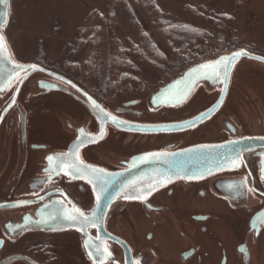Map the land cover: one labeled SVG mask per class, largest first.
Segmentation results:
<instances>
[{"label": "flooded vegetation", "instance_id": "flooded-vegetation-1", "mask_svg": "<svg viewBox=\"0 0 264 264\" xmlns=\"http://www.w3.org/2000/svg\"><path fill=\"white\" fill-rule=\"evenodd\" d=\"M263 5L248 9L233 48L264 57ZM34 63L63 78L35 72L0 93V264H264V147L255 146L264 144V63L243 58L218 113L182 132L152 128L218 95L153 111L143 98L100 96L64 68ZM244 140L256 144L240 162L190 170L203 176L176 179V168L165 176L159 167L160 153ZM75 157L103 170V193L95 174H66ZM128 171L154 174L122 183Z\"/></svg>", "mask_w": 264, "mask_h": 264}, {"label": "rangeland", "instance_id": "rangeland-1", "mask_svg": "<svg viewBox=\"0 0 264 264\" xmlns=\"http://www.w3.org/2000/svg\"><path fill=\"white\" fill-rule=\"evenodd\" d=\"M152 1L155 9L160 10L164 19L175 24L191 26L206 35L202 44L183 52V62L176 61L166 52L169 68L160 76L148 73L137 74L140 82L131 84L130 87L146 84L150 89L145 92L160 85L157 84L159 81L171 80L188 65L216 57L219 55L218 51L226 53L233 50V46L241 39L242 32L248 29V24L245 22L247 18L249 19L248 9H258L257 4L260 0ZM11 3V21L5 36L14 57L21 62L40 61L56 68H64L63 63L69 61L68 54L77 45L78 37L83 35L88 19L93 17L97 19L99 14L106 20L108 9H114L112 0H11ZM127 8L134 9L141 18L137 10L140 8L134 2L128 0ZM116 9H124V7ZM141 21L145 25L146 22L142 18ZM116 23V38L119 43L126 45L133 38L126 18L121 12L117 15ZM110 44L106 32L101 46V62L104 70L108 68ZM87 51L85 49L82 55L76 57L78 80L89 88L97 89L96 85L84 79ZM139 94L142 93H126L122 96L106 93L104 96L111 95L119 100L128 95L140 97ZM196 100L199 103L204 102Z\"/></svg>", "mask_w": 264, "mask_h": 264}, {"label": "water", "instance_id": "water-1", "mask_svg": "<svg viewBox=\"0 0 264 264\" xmlns=\"http://www.w3.org/2000/svg\"><path fill=\"white\" fill-rule=\"evenodd\" d=\"M11 9V0H0V36L4 37L6 45V50L0 52V89H2L0 93L6 92L7 89L11 88L20 79L25 81L35 72L50 73L56 77L63 78L60 74L46 69L37 63L21 62L14 57L5 36V31L8 29L11 21ZM236 53H242V55L237 56L235 55ZM228 57H232L231 61L226 60L225 64L221 65L217 71L202 67L207 64H215L216 61ZM245 57L248 60L264 63V57L252 54L245 49L234 48L216 57L203 59L188 65L171 80L155 86L148 92L139 94V98H143L144 102L153 111L160 110L164 107L178 110L193 99L205 101L212 95H218L217 101L211 107L183 118L180 120L181 122L153 126L152 130L154 132H182L186 129H194L210 120L218 113L224 103L234 69ZM225 71L227 73L226 75ZM51 89H54V87L46 88L45 90ZM130 97L135 96L128 95L125 98ZM254 143L256 144L254 140L227 141L211 145H196L177 150L173 153H160L158 156L159 167L164 169L161 172L165 176H170L173 172L170 170L176 168V179L186 176L189 178L203 176L205 175L204 171L190 170L222 167L225 166V163H229V166H232L233 163L240 162L244 152L254 148ZM255 146L264 147V144L259 143ZM153 174L154 171H144L136 178L134 174H130L128 171L121 176L122 178H126L122 180V183L129 184L133 178L132 183H150Z\"/></svg>", "mask_w": 264, "mask_h": 264}, {"label": "trees", "instance_id": "trees-1", "mask_svg": "<svg viewBox=\"0 0 264 264\" xmlns=\"http://www.w3.org/2000/svg\"><path fill=\"white\" fill-rule=\"evenodd\" d=\"M144 20L134 9H128V0H112L106 20L103 16L88 19L83 35L78 37L77 45L71 49L70 57L63 63L64 70L77 79L78 63L76 57L87 49L84 79L97 86L100 96L106 93L124 95L131 84L139 83L137 74L148 73L160 76L169 62L166 52L178 61L183 62V52L194 49L203 43L205 33L187 25L172 23L162 17L159 9H155L152 0H131ZM124 9H116L120 7ZM122 13L131 32L132 40L126 45L119 43L116 38L117 15ZM107 32L111 44L108 54L107 69L101 62V46ZM151 32V33H150ZM176 68V66H174ZM164 81H159L161 84Z\"/></svg>", "mask_w": 264, "mask_h": 264}, {"label": "snow or ice", "instance_id": "snow-or-ice-1", "mask_svg": "<svg viewBox=\"0 0 264 264\" xmlns=\"http://www.w3.org/2000/svg\"><path fill=\"white\" fill-rule=\"evenodd\" d=\"M5 50H6V45H5L4 37L0 36V52H3ZM235 55L239 56V55H242V53H236ZM231 59H232V57L222 58L221 60L216 61L215 64H207V65H203L202 67L212 69L213 71H217L221 65L225 64L226 60L231 61ZM258 59H261V58H258ZM226 74L227 73L225 71V75ZM0 90H2V89H0ZM93 105L95 107H99L98 105H95V102H93ZM105 115H108V114L105 113ZM109 118L112 119L113 122H116V117L109 116ZM81 142L83 143V139L81 140ZM47 159L49 160V163L51 164V162L53 160L57 159V157H48ZM57 167L59 168L61 166H57ZM67 167H68V171L66 172V174H68V175H71L73 170H75L76 173H79L81 175H83L84 173L95 174L96 182L101 185V193H103V188H104L106 181L99 175V173L102 172L103 170L91 168L90 166L84 165V162L82 160H79L78 157H75L73 162L70 163ZM89 182H91V179ZM98 199H99V197H98ZM75 211L77 213H79V218L81 220H83L86 223L91 222L90 217L85 215L79 209H76ZM77 218L78 217L76 215H73V214H69L66 216V219H70V220H76ZM93 226H95V225L93 224ZM97 251H105L106 252V249H97Z\"/></svg>", "mask_w": 264, "mask_h": 264}, {"label": "built area", "instance_id": "built-area-1", "mask_svg": "<svg viewBox=\"0 0 264 264\" xmlns=\"http://www.w3.org/2000/svg\"><path fill=\"white\" fill-rule=\"evenodd\" d=\"M218 54H223V52L218 51ZM93 93L97 92L96 88H89ZM150 87L147 86L146 84H140V85H132L129 90L127 91V94H134V93H143L147 90H149Z\"/></svg>", "mask_w": 264, "mask_h": 264}]
</instances>
